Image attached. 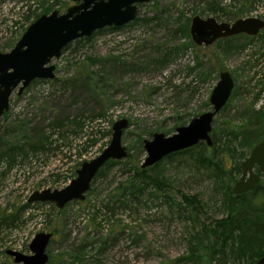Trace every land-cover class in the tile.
Listing matches in <instances>:
<instances>
[{"label":"rangeland","instance_id":"obj_1","mask_svg":"<svg viewBox=\"0 0 264 264\" xmlns=\"http://www.w3.org/2000/svg\"><path fill=\"white\" fill-rule=\"evenodd\" d=\"M71 6V0H0V53L10 52L40 16L63 14ZM196 16L229 24L264 20V0L137 4L133 22L116 31L101 29L52 60L53 80H35L20 96L12 94L0 119V152L4 144L25 149L11 168L0 158V264H15L9 250L30 255L28 246L38 233L53 236L48 264L192 263L195 231L215 232V222L228 214V181L187 154L163 160L155 169L161 191L151 187L129 194L120 186L133 168L140 169L143 141L156 133L171 136L212 110L209 98L221 72L234 81L212 122L216 147L232 157L226 167L240 168L252 145L249 135L264 133V29L255 37L238 35L198 47L189 35ZM120 119L128 121L122 145L129 156L96 177L84 201L61 210L27 202L33 192L65 188L80 165L109 144L112 125ZM240 176L241 170L234 182ZM183 198L201 203L198 217L190 220L187 211L174 207ZM239 247L245 255L226 246L225 256L212 264H251L252 252Z\"/></svg>","mask_w":264,"mask_h":264},{"label":"water","instance_id":"obj_2","mask_svg":"<svg viewBox=\"0 0 264 264\" xmlns=\"http://www.w3.org/2000/svg\"><path fill=\"white\" fill-rule=\"evenodd\" d=\"M73 6L65 13L57 11L42 15L34 21L8 53H0V119L9 111V100L16 91L17 96L35 80H53L55 67L51 61L59 59L63 49L81 38H89L104 28H120L133 22L137 15V4L150 0H71ZM264 29V20L258 18L239 19L219 23L214 18L193 17L189 35L193 44L208 47L218 40L246 35L257 36ZM234 81L226 71L219 74L209 102L212 110L192 119L186 126L179 127L171 136L156 133L151 140L143 141L146 157L140 169L144 170L159 163L165 157L204 143L212 147V122L215 115L226 105ZM128 121L120 119L111 128L109 144L94 159L83 162L76 171V177L61 190L50 189L33 192L28 203H50L61 210L70 202L85 200V195L98 171L110 160L122 161L128 158L122 145L123 132ZM258 168L264 177V140L249 152L241 163V176L232 187L234 196L245 194L258 185L261 177L254 170ZM52 240L51 233L36 234L28 248L30 255L17 251L6 254L15 264H47V246ZM257 264H264V257Z\"/></svg>","mask_w":264,"mask_h":264},{"label":"trees","instance_id":"obj_3","mask_svg":"<svg viewBox=\"0 0 264 264\" xmlns=\"http://www.w3.org/2000/svg\"><path fill=\"white\" fill-rule=\"evenodd\" d=\"M37 18L38 17L35 19ZM120 28L110 27L106 28V30L116 31ZM93 35L89 38H81L68 44L63 49V52L69 49L72 44L79 45L80 43L89 42ZM6 115L7 113L4 114V116ZM22 128L23 127H20V130H22ZM230 133L236 135L233 132ZM211 139L213 142L212 147H207L204 143H199L195 147L171 154L163 159L171 160L178 156L189 154L194 161L205 170L217 171L222 178L224 177L225 180L228 181L225 191L228 197V214L223 220L215 222V232L207 228L202 229V227L201 230L195 231L190 240L192 255H190L191 257L188 256L189 260L192 261L191 264H212L214 261L225 256L224 252L226 246H235V248H237L235 250L241 257L242 254H245L239 247L240 245L248 248V250L252 252L253 258L251 264H257V261L264 257V177L259 170H257V174L261 177L258 185L245 194L234 196L232 194V187L236 181L234 182L233 175L240 172L241 165L240 168L236 165V169H233V171L230 169L232 165L231 167H226V160L232 161L230 152L227 149H220V151L218 147H216V143L218 142L216 141L213 131L211 132ZM248 140L249 142L251 141L250 143L252 144L250 147L251 151L254 146L264 140V133H251ZM4 147L5 148L0 152V158H4L7 164H11L8 166L11 168L12 164L15 162L16 154L23 152L25 146L22 144L7 146V144H4ZM163 160L144 170L133 168L132 176H129L125 180V185L120 186V189L128 191L129 194H133V192L142 193L151 187H153V190L161 191L162 188L158 181L155 180L156 176H153V172ZM117 163H119V161H108L98 171L95 178L102 175L108 167ZM173 205L174 207H178L181 212L187 211L190 220H193L194 217H198L201 212V203L196 198H183V204L174 202ZM28 206L29 205L26 204L16 212L15 220L21 217L24 213V209ZM243 232L245 236L240 235ZM48 263H50L49 260Z\"/></svg>","mask_w":264,"mask_h":264},{"label":"flooded vegetation","instance_id":"obj_4","mask_svg":"<svg viewBox=\"0 0 264 264\" xmlns=\"http://www.w3.org/2000/svg\"><path fill=\"white\" fill-rule=\"evenodd\" d=\"M257 170H259L258 168H255L254 172L257 174ZM260 172V171H259ZM258 175V174H257Z\"/></svg>","mask_w":264,"mask_h":264}]
</instances>
